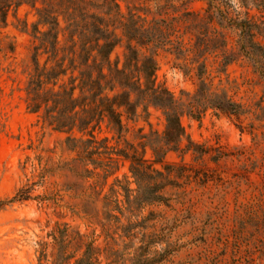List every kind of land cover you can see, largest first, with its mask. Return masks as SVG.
<instances>
[{"label":"rangeland","instance_id":"1","mask_svg":"<svg viewBox=\"0 0 264 264\" xmlns=\"http://www.w3.org/2000/svg\"><path fill=\"white\" fill-rule=\"evenodd\" d=\"M114 1L123 13L136 7L147 21L173 23L170 39L181 41L182 50L156 49L155 78L177 104L197 90V65L204 62L201 79L210 90L225 92L245 112H183L185 135L197 146L187 149L183 138L181 150L163 159L175 164L169 178L178 186L163 189L166 203L129 206L123 189L132 190V199L136 188L130 161L110 154L116 168L106 175L103 151H141V135L162 134V111L149 106L147 115L139 108L133 120L123 117L120 137L103 123L96 140L105 137L107 149L98 147L91 156L96 166L80 161V146L69 149L66 133L27 110L35 10L27 4L11 8L6 23L0 22V264H264V76L238 53L239 28L229 23L264 25V0H214L209 22L207 0ZM253 41L264 48V34ZM123 47L116 46L111 58ZM144 157L152 158L148 146ZM20 190L29 198L13 200Z\"/></svg>","mask_w":264,"mask_h":264},{"label":"trees","instance_id":"2","mask_svg":"<svg viewBox=\"0 0 264 264\" xmlns=\"http://www.w3.org/2000/svg\"><path fill=\"white\" fill-rule=\"evenodd\" d=\"M213 1L207 0L208 22L213 18ZM22 4L33 8L36 17L28 33L32 39V69L25 87L27 110L51 130L66 133L69 149L80 146V161L89 160L96 166L91 156L98 152V147L107 149L105 137L99 142L96 140V132L103 123L120 137L125 131L123 117L133 120L138 117L139 108L147 115L149 106L162 111L165 119L162 134L141 135L145 138L140 143L141 151L133 147L130 154L103 151L107 154L106 175L116 168L117 160L110 154L122 155L130 161L129 171L136 188L132 199V190L123 189L129 206L135 202L138 205L166 203L168 197L164 196L163 189L168 185L178 186L169 178L175 164L165 163L163 159L166 152L181 150L179 144L183 138L187 140V149L197 146L185 135L180 122L183 112L194 117L207 108L234 116L245 112L242 104L225 92L210 90L201 79L206 70L204 62L197 65L200 79L197 90L185 104H177L172 93L156 82V49L170 45L169 49L177 53L182 50L181 41L170 39L176 31L171 21H147L136 7L123 13L114 0H103L97 5L89 0H0V22L5 24L8 11L11 8L15 11ZM229 23L239 28L238 53L264 76V48L253 41L256 34H264V25L232 19ZM194 26L200 27L198 23ZM201 42H195L197 51ZM224 43L222 40L223 47ZM119 45L124 46L121 56L112 59L111 53ZM230 60L231 55L223 57V64ZM74 132L87 138L70 136ZM96 143L100 145L88 149ZM146 146L151 150V159L144 157ZM156 164L162 165L163 170L156 168ZM97 165L101 166L99 162ZM174 176L180 177L182 173L175 172ZM26 198L28 194L20 190L12 199Z\"/></svg>","mask_w":264,"mask_h":264}]
</instances>
